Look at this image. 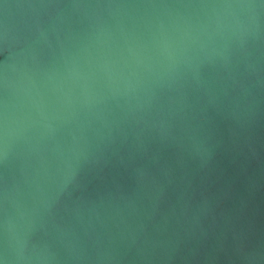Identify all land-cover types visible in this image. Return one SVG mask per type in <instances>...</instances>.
<instances>
[{"label":"water","instance_id":"water-1","mask_svg":"<svg viewBox=\"0 0 264 264\" xmlns=\"http://www.w3.org/2000/svg\"><path fill=\"white\" fill-rule=\"evenodd\" d=\"M0 264H264V0H0Z\"/></svg>","mask_w":264,"mask_h":264}]
</instances>
